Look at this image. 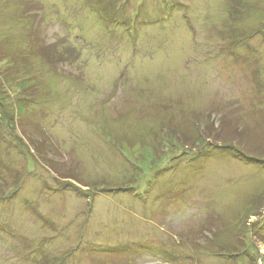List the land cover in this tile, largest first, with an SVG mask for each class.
<instances>
[{"label":"rangeland","instance_id":"374dc122","mask_svg":"<svg viewBox=\"0 0 264 264\" xmlns=\"http://www.w3.org/2000/svg\"><path fill=\"white\" fill-rule=\"evenodd\" d=\"M0 102V264H264V0H0Z\"/></svg>","mask_w":264,"mask_h":264},{"label":"trees","instance_id":"16d2710c","mask_svg":"<svg viewBox=\"0 0 264 264\" xmlns=\"http://www.w3.org/2000/svg\"><path fill=\"white\" fill-rule=\"evenodd\" d=\"M39 54L41 55V57L45 60V62L47 64H52L53 65V60H55L56 58H54V55L52 54V52H50V54H48L47 52L45 51H39ZM29 102V101H28ZM31 103V101L29 102ZM30 106H28V103L27 104H21V105H18L16 106V117L17 119L19 120L20 124L24 127V125H26V129L27 130L29 128V126H27L29 124L30 121L29 120V117L27 116L29 113H28V110H29ZM0 111L2 113H6V109H5V105L3 103L0 102ZM26 117V118H25ZM13 120V119H11ZM27 121V122H26ZM26 122V124H25ZM32 124V122H31ZM233 140H229V141H225L226 143H232ZM256 142V143H255ZM258 142H262L261 145H263V140H250V144L253 143L252 145L255 146V154H260V151L262 146L261 145H258L259 143ZM37 145H35V147L37 148ZM227 149H231L232 150V146L231 145H227L226 147ZM249 158H252L254 161H261L263 162V160L259 157V156H255V157H249ZM262 227H261V230L257 232V235L259 236H263L264 235V231L262 232Z\"/></svg>","mask_w":264,"mask_h":264}]
</instances>
